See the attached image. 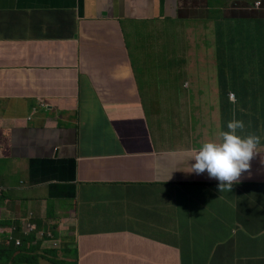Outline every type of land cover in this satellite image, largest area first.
<instances>
[{
  "label": "crops",
  "instance_id": "0c3cea01",
  "mask_svg": "<svg viewBox=\"0 0 264 264\" xmlns=\"http://www.w3.org/2000/svg\"><path fill=\"white\" fill-rule=\"evenodd\" d=\"M257 1L0 0V228L28 208L53 214L73 238L64 264H264V23L248 10ZM220 16L230 26L198 43L257 63L239 72L250 83L228 87L247 116L238 134L260 138L229 190L188 172L192 150L220 130L203 122L189 133L184 115L176 125L143 107L145 64L168 26L191 43L194 25ZM66 43L79 45L64 54ZM172 72L198 110L207 72Z\"/></svg>",
  "mask_w": 264,
  "mask_h": 264
},
{
  "label": "clouds",
  "instance_id": "9594fccd",
  "mask_svg": "<svg viewBox=\"0 0 264 264\" xmlns=\"http://www.w3.org/2000/svg\"><path fill=\"white\" fill-rule=\"evenodd\" d=\"M248 10L251 11V22L264 23V0L257 1ZM207 25L208 29L203 32L205 36L220 34L230 23L226 16H220L214 22H207ZM219 50L220 43H192L186 55L203 57L207 61L208 55L218 58L216 52ZM203 70L208 72L209 67H204ZM145 92L143 107L147 118L151 112L166 111L152 97L150 89ZM189 101L191 103L188 111ZM166 112L176 125H179L180 116L184 115L185 119L187 117L189 133L200 128L203 122L212 130H220L215 140L205 141L192 150L193 162L188 172H206L209 178L218 181V189L229 190L233 183L238 182L241 172L249 168V161L257 154L256 148L260 138L255 134H238L247 122V116L239 109L238 97L230 88H221L216 81L211 89V83H207V90L198 110L193 106L189 94L187 101L176 111ZM143 119L146 123V118ZM225 128L227 130H224ZM2 191L4 192V189H0V197ZM128 219H117L118 231L125 230ZM10 220L11 223L6 222L8 226L0 228V264H25L32 263L33 260L44 261L45 264H56L58 261L57 264L65 263L64 256L60 257L59 253L72 243L73 238L72 234L61 233L53 214L47 219H35V212L28 208L21 216H13ZM63 237H67V240ZM65 241L68 243L63 244ZM49 249L55 252L51 253L49 260H45ZM53 260L55 262H52Z\"/></svg>",
  "mask_w": 264,
  "mask_h": 264
},
{
  "label": "rangeland",
  "instance_id": "374dc122",
  "mask_svg": "<svg viewBox=\"0 0 264 264\" xmlns=\"http://www.w3.org/2000/svg\"><path fill=\"white\" fill-rule=\"evenodd\" d=\"M192 30V42L184 43L183 28L179 25L170 24L165 33V43L162 44L160 56L148 59L152 63L145 64L146 73L142 85L145 90L150 89L152 97L162 109L176 111L177 108L187 101L189 91L183 87L187 80L180 73L172 72L175 68L183 66L191 67L196 72H203V64L199 57L186 55L192 43H198L197 36L203 35L208 29L207 22L194 25ZM182 29V35L179 34ZM161 35V33H160ZM164 42V40H163ZM182 42V43H177ZM79 43H66L63 45L64 54L72 51ZM214 82L211 83V89ZM38 221V220H37Z\"/></svg>",
  "mask_w": 264,
  "mask_h": 264
},
{
  "label": "trees",
  "instance_id": "16d2710c",
  "mask_svg": "<svg viewBox=\"0 0 264 264\" xmlns=\"http://www.w3.org/2000/svg\"><path fill=\"white\" fill-rule=\"evenodd\" d=\"M234 49V46H229L223 57L219 52H216L218 59L212 55L207 56V61L204 62V66L210 68L206 74L208 78L207 83H212V81L216 80L217 84L220 85L221 88H228L231 86H238L243 82H251V76L245 79L239 72L253 69L257 66V63L248 59L241 65L237 64L239 55L231 54V51ZM52 252L55 251L53 249L48 250V255L45 260H49V256ZM52 262L55 261L53 260Z\"/></svg>",
  "mask_w": 264,
  "mask_h": 264
}]
</instances>
